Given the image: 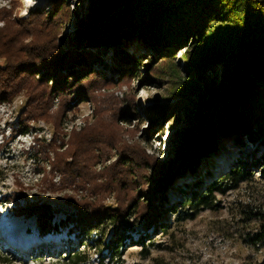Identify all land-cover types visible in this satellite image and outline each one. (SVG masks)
Returning a JSON list of instances; mask_svg holds the SVG:
<instances>
[{"label": "trees", "instance_id": "16d2710c", "mask_svg": "<svg viewBox=\"0 0 264 264\" xmlns=\"http://www.w3.org/2000/svg\"><path fill=\"white\" fill-rule=\"evenodd\" d=\"M18 2L10 0L9 5L0 6V103L23 95L21 121H45L54 126L47 162L51 174H58L63 185L52 181V188L70 183L85 187L84 180L77 181L82 176L90 181V193L75 198L73 211L66 215L71 231L81 239L87 237L82 244L89 246L71 254L68 264L86 262L92 249L101 257L107 250L119 258L120 249L123 251L129 242L149 254L161 232L172 237V242L157 243L156 247H183L175 231L177 224L194 220L204 210H221L218 196L255 180L246 165L256 158L240 157L218 180L208 181L199 193L191 189L189 197L176 202L177 208L176 204L169 208L172 222L162 221V212L168 208L157 197V190L165 180L166 165L159 161L150 136L140 135L134 128V120L143 110L137 108L133 78L140 80L143 88H149L146 83H156L166 89L167 102L148 107L149 113L164 116L175 109L184 112L191 133L186 137V149L191 150L181 163L182 171L200 162L208 149L205 146L217 147L218 134L233 133L234 123L240 119L244 127L257 122L264 131V0H91L87 21L78 29L80 36L103 42L140 37L170 44L158 57L148 59L146 74L142 73V54L132 56L124 67L119 64L115 79L94 66L101 57L91 47L63 49L59 36L73 14L67 0H58L52 10L36 8L25 16L17 9ZM175 44L185 48V67L176 61ZM124 57H131V53L123 47L115 50L114 60ZM214 65H222L223 83L231 81L227 92L231 100L218 112L217 128L212 119L206 123L203 114L211 102L200 104L192 97L202 90L205 67ZM123 87L127 90L118 94L116 89ZM250 97L247 107H237ZM79 100L92 103V120L86 117L84 125L65 131L63 121ZM236 107L234 116H228ZM258 159H264V149ZM99 165L102 168L98 169ZM262 166L264 176V160ZM111 196L113 204L107 202ZM3 198L13 213L35 217L39 231L58 230L51 221L55 208L50 204L23 203L15 194ZM133 231L138 232L136 239ZM263 240V224L248 232V242L256 245ZM0 258L3 263L11 262L5 256Z\"/></svg>", "mask_w": 264, "mask_h": 264}, {"label": "rangeland", "instance_id": "374dc122", "mask_svg": "<svg viewBox=\"0 0 264 264\" xmlns=\"http://www.w3.org/2000/svg\"><path fill=\"white\" fill-rule=\"evenodd\" d=\"M57 1L19 0L17 9L20 10L22 16H25L36 8L52 10ZM67 1L73 14L59 36L63 49L91 47L101 57L97 63H94V66L108 78H116L120 72L119 64L124 67L130 64L132 56L142 54L144 57L142 73L146 74L145 63L150 62L148 59L158 57L165 47L170 46V44H161L149 38L121 37L103 42L102 40L93 41L91 36H80L78 29L87 21L91 0ZM9 2L10 0H0V6L9 5ZM175 46L173 52L176 55V61L181 67L187 66L188 61L183 55L184 46L180 44H175ZM119 47L131 53V57H124L121 61L119 58L114 60L115 50ZM214 67H205L203 72L205 82L202 90L200 93L192 94V97L200 104L206 100L211 102L210 108L205 109L203 114L206 118L205 122L208 123L209 119H212L217 128L218 112L225 108L226 102L231 100L228 101L229 96H227L231 81L226 80V83H223L222 65ZM143 85L140 80L133 78V92L136 93L137 108L143 110L142 115L134 120V128H138L140 135L150 136L153 150L156 151L159 161L166 165L165 180L161 188L157 190L159 191L157 197L162 202L165 201L164 204L168 208V211L162 212V221L172 222L174 220L169 208L173 207L174 203L177 208V203L180 202L175 200L177 190L185 187V191L191 188L199 193L208 181L218 180L220 173L236 164L237 159H241L240 157H245L247 160L252 156L256 158L254 162L246 165L250 166L255 180L244 182L239 189L230 190L218 196V200L223 205L221 210H204L194 220L188 219L177 224L175 231L182 238L183 247L172 248L170 246L167 249L156 247L157 243L171 245L172 237L169 238L161 232L153 240L155 244L150 247L149 254L140 245H132L129 242L123 251L120 249L119 258L112 256L107 250H103L104 254L101 257L92 249L88 260L81 264H260L264 260V240L254 245L247 239L249 231L258 230L262 224L264 225V176L261 173L264 159H258L264 149V131L256 124L257 122L244 127L243 120L240 119L234 123L236 129L233 133L227 136L218 134V141L215 142L217 147L213 149L214 144L211 145L213 142L211 146H205L208 149L201 155L200 162L191 164L188 169L182 171L181 163L186 159L185 157H188L191 150L186 149L188 146L186 137L191 136V133H189V125L184 118L185 114L177 109L169 111L164 116L149 113L148 107L167 102V92L164 86L160 87L156 83H146L149 88H143ZM124 90L127 88L116 89V92L123 94ZM251 98L243 99L244 105L240 103L237 107L244 109L247 107L245 102H249ZM25 100V96L19 95L11 102L0 103V224L18 223L15 226L25 227L26 225L34 228L36 232L39 231L35 217L21 216L10 210V203L3 197L15 194L19 195L23 203L26 200L46 202L55 208L51 221L58 225V230L61 232L58 235L60 238L53 240L49 239L51 236L46 240L42 239L41 236L44 233H34L37 237L35 245L26 255L23 253L14 255L9 250L0 248V255L9 256L11 261L3 263L0 258V264H68L71 254L87 250L89 246L82 244L87 241V237L83 236L81 239L78 235L67 234V230L72 225L67 221L66 215L73 211L72 202L75 198L90 193V181L82 176V180L77 179V181L84 180L85 187H74L70 183L68 186H62L61 189L52 188V181L56 185L62 184L58 174H51L47 162V153H49L47 145L55 129L52 124L45 121L24 120L22 122ZM237 107L229 110L228 116H234L238 110ZM92 113L91 102L77 101L63 121L64 130L69 131L73 125L78 127L84 125L86 117H89L91 121ZM151 126V131L148 133ZM22 127H24L23 130H21ZM97 167L102 168L101 165ZM198 180V184H195ZM190 194L191 192H187L188 197ZM107 202L113 204L114 197H109ZM64 222L68 224H62ZM147 232H151V228ZM131 235L133 239H136L138 232L133 231ZM72 239L73 241H70ZM55 241H58L56 245ZM147 242L149 241L146 240Z\"/></svg>", "mask_w": 264, "mask_h": 264}, {"label": "bare ground", "instance_id": "6f19581e", "mask_svg": "<svg viewBox=\"0 0 264 264\" xmlns=\"http://www.w3.org/2000/svg\"><path fill=\"white\" fill-rule=\"evenodd\" d=\"M17 224L13 223L12 225L15 226ZM34 233L38 234V231H32L31 229H13L6 224H0V234L16 255H21L22 253L24 255L28 249L33 248L37 238Z\"/></svg>", "mask_w": 264, "mask_h": 264}]
</instances>
